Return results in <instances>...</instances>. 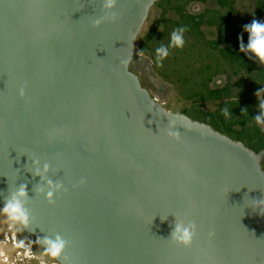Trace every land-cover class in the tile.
<instances>
[{
    "label": "water",
    "instance_id": "obj_1",
    "mask_svg": "<svg viewBox=\"0 0 264 264\" xmlns=\"http://www.w3.org/2000/svg\"><path fill=\"white\" fill-rule=\"evenodd\" d=\"M157 1L116 0L93 27L103 0H0V207L25 183L22 231L59 234L67 264H264V148L166 110L120 63ZM176 221L195 224L187 247Z\"/></svg>",
    "mask_w": 264,
    "mask_h": 264
},
{
    "label": "rangeland",
    "instance_id": "obj_2",
    "mask_svg": "<svg viewBox=\"0 0 264 264\" xmlns=\"http://www.w3.org/2000/svg\"><path fill=\"white\" fill-rule=\"evenodd\" d=\"M181 0H158L149 9L147 17L137 35L133 61L130 64V70L138 77L140 84L144 87L151 97L160 103L166 110L173 113L201 111L204 114H211L215 117L218 113L223 121L228 119L222 109L227 108L232 113L233 109L230 102L243 100L260 101V94L247 91L248 78L245 72L235 69V66L220 57L217 50L208 47L207 42L216 40L218 37V28L214 25H201L198 30L201 37L183 33L184 46L181 48H169V54L162 61V66L150 59L154 56L156 59V49L161 45L167 47L170 43L173 30L183 26L184 20L170 6L174 2ZM217 12L223 14L221 9L213 0H203L202 2H189L184 5L183 16H198L204 12ZM253 20L264 23V0H233L231 13L225 25L227 28L238 27L239 25L250 24ZM143 40L145 53L142 51L138 55L139 42ZM224 44L219 43L218 48H223ZM248 55H244V60H248ZM205 66L209 68L204 71ZM257 66L264 67L261 63ZM216 70L217 74L213 75L207 83V88H220L227 84L231 89V98H224L217 101H197L192 97L193 93H202L200 83L206 73L212 74ZM201 74H200V72ZM235 71V73H234ZM264 90V84L261 91ZM257 109L256 105H251L250 110ZM235 113V111H234ZM192 115H190V119ZM262 131L264 125H257ZM238 129L237 125L233 126ZM264 164L261 165L264 171ZM9 226L6 218L0 215V242L2 236L9 237L13 232L19 237L16 239V246L6 241L0 246L3 254L0 264H36L29 258H25V250L22 243L25 242L22 231ZM21 243V244H20ZM21 247V249L19 248ZM41 255L39 262L44 264H57L46 256Z\"/></svg>",
    "mask_w": 264,
    "mask_h": 264
},
{
    "label": "trees",
    "instance_id": "obj_3",
    "mask_svg": "<svg viewBox=\"0 0 264 264\" xmlns=\"http://www.w3.org/2000/svg\"><path fill=\"white\" fill-rule=\"evenodd\" d=\"M202 1L203 0H181L174 2V4L170 7L179 15H182L181 17L184 19L182 21V27L187 29L184 32L185 34L201 37L198 30L201 25L206 24L209 26H216L218 28L217 39L207 42L206 45L214 50H217L220 57L227 62L230 61V63L235 66V69L245 72L248 78V86L246 88L247 91H251V93L255 94L258 92L261 96V100H264V90L261 91V86L264 84V67L257 66L260 62L250 52L245 53L240 51V44L243 43L246 46L248 42V33L244 31L245 25L242 24L233 28H227L225 25L231 13L233 0H213L219 8L224 9L223 14H218L217 12L212 11L210 13L204 12L198 16H183V8L185 4L189 2ZM219 43H223L224 47L218 48ZM138 46L140 51L143 50L145 53L143 40L139 42ZM245 54L248 55V60H244ZM150 59L154 63L156 62L154 56H150ZM208 68L209 66H205L204 71ZM216 74V70L212 71V74L206 73L203 77V82L200 83V91H202V93H193L191 96L196 97L197 101H217L224 98H231V89L227 84L220 88H207V83L210 81L211 77ZM244 102L245 101L242 99L230 102L233 112L230 113L231 116L229 115L228 119L225 121L222 120L219 113L215 115V117H212L211 114H204L201 111H195L193 114L185 111L181 114H184L187 117L192 115V120L205 123L230 139L240 141L246 148L257 152L264 148V129L260 131L253 120L255 116L259 115V102L252 100H248L247 103ZM251 105H256L257 109L250 110ZM234 125H237L238 129H234Z\"/></svg>",
    "mask_w": 264,
    "mask_h": 264
},
{
    "label": "clouds",
    "instance_id": "obj_4",
    "mask_svg": "<svg viewBox=\"0 0 264 264\" xmlns=\"http://www.w3.org/2000/svg\"><path fill=\"white\" fill-rule=\"evenodd\" d=\"M116 0H103L102 9L105 11L106 15L96 19L92 26L98 27L103 21H115L117 16L116 13L111 10L114 8ZM187 29L185 27H180L173 30L171 34L170 43L167 47L161 45L156 51V63L158 66H162V61L169 54V48L176 47L181 48L184 46L183 33ZM244 31L248 33V42L245 46L243 43L240 44V51L248 53L250 52L255 56L259 62L264 65V23L253 20L250 24L244 26ZM137 39V32L134 37V40ZM143 50L139 51L138 55ZM131 58L127 60H122L121 65L127 70V66L132 62ZM258 92L256 93L257 96ZM19 95L24 96L23 87L19 90ZM259 115L255 116L253 120L257 125L264 124V100H261L258 104ZM225 115H230L229 109H222ZM231 116V115H230ZM179 118V117H175ZM173 119L168 123L169 131L167 135L174 140H179L180 134L178 131H174L176 125V119ZM186 129L191 130L190 125H183ZM34 164H38V160H33ZM49 165L45 163L43 169L47 171ZM39 169H36L33 172V175H39ZM50 186V190L45 194V199L49 204H54L53 195L57 191L61 190V183H54L51 180L47 181ZM83 183V181H81ZM34 191L37 194L43 193L44 189L40 186H36ZM30 199L27 192V185L25 183L19 184L15 191H10L8 196L5 197L3 206L0 207V215H3L6 218V222L9 223V226L16 228L17 230H26L29 227L30 223V212L27 208V201ZM254 205L264 204V199L260 201H253ZM195 235V224L193 222H188L185 224L183 221H176L173 230L171 231L170 238L171 241L187 247L191 244L193 237ZM213 233H209L211 237ZM38 244L42 246L43 252L42 256H46L53 261H59V264H67L68 257L62 256L65 248L68 245V241L63 239L59 234H56L54 237L44 236L42 238H37L35 240ZM44 264V261L41 262Z\"/></svg>",
    "mask_w": 264,
    "mask_h": 264
},
{
    "label": "flooded vegetation",
    "instance_id": "obj_5",
    "mask_svg": "<svg viewBox=\"0 0 264 264\" xmlns=\"http://www.w3.org/2000/svg\"><path fill=\"white\" fill-rule=\"evenodd\" d=\"M22 236L25 239V242L22 243L23 249L25 250V254L24 257L25 258H29L33 263L36 264H41V262H39L41 255L38 254H42L43 249L40 248L37 244V242L28 234L24 233L22 231ZM19 237V235L17 236L16 233H12L9 235L8 238H6L5 236H2V242H0L2 245L6 242L9 241L13 246H16V239ZM21 244V243H20ZM21 249V247H19ZM1 249L3 250V248L0 246V261L5 260V257L2 259L3 254ZM4 262V261H3Z\"/></svg>",
    "mask_w": 264,
    "mask_h": 264
}]
</instances>
